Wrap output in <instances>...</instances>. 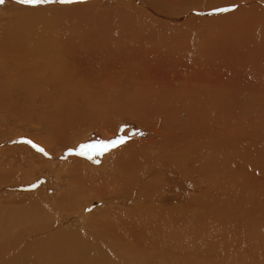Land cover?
<instances>
[{"label": "bare ground", "instance_id": "obj_1", "mask_svg": "<svg viewBox=\"0 0 264 264\" xmlns=\"http://www.w3.org/2000/svg\"><path fill=\"white\" fill-rule=\"evenodd\" d=\"M100 1L69 3L71 9L8 1L9 21L0 18V116L16 117V105H28L32 134L41 143H65L83 135L84 126L111 138L122 120L149 136L105 152L110 165L103 171L71 155L72 166L57 171L60 191L53 201L43 196L52 188L48 171L32 163L41 155L12 147L0 152V199L11 197L0 204V264H264V150L255 140V120L249 126L241 119L247 100L241 61L213 50L208 40L177 42L175 31L156 29L146 36L154 46L146 61L136 47L145 30L131 19L132 28L105 30L91 57L113 58L92 72L69 47L70 32L34 30L40 20L50 26L57 18L94 15ZM238 1L148 0L189 27L205 21L223 26L247 11L264 23V7L254 3L216 15L214 9ZM98 11L110 20L121 13L151 25L140 9L116 4ZM164 33L172 37L166 45ZM68 78L76 81L75 98L65 91ZM25 184L37 187L18 191ZM81 190L89 200L113 205L84 215V224L68 225L65 219L74 220L69 214L87 201L77 196Z\"/></svg>", "mask_w": 264, "mask_h": 264}, {"label": "rangeland", "instance_id": "obj_2", "mask_svg": "<svg viewBox=\"0 0 264 264\" xmlns=\"http://www.w3.org/2000/svg\"><path fill=\"white\" fill-rule=\"evenodd\" d=\"M8 1L11 0H3V3H0V18L8 16L7 10L4 11L5 7H8ZM56 1L57 2L45 4L42 3L41 7L45 6L46 8H49L53 4H57L59 5L58 8H60L61 6H66L65 8L60 9L74 8L73 6H67L70 5L69 3H60L59 0ZM84 1L81 0L80 2ZM172 1L176 4L178 0ZM80 2L75 3L78 4ZM238 2L233 5H229V8L231 9L230 11H215L216 15L222 16L224 15V13L234 11L235 9H233L232 7H251L253 3L254 5L257 4L264 7V0H239ZM75 3L71 4L74 5ZM116 4L124 5L129 9H140L141 11L145 12L149 17L152 18L151 25H142V20L139 17H131L119 13L117 14V16H114V19L110 20L109 18H107L108 16H100V14L97 13L99 12L98 10L109 9ZM50 10L56 11L55 9ZM174 10H176V13H179L180 15L184 12V9L182 7H176L174 8ZM93 11H95V16L90 12H84L81 15L73 16L71 18L62 17V20L57 18L59 25L57 23H54L49 26V22L46 23L44 20H40L38 24L33 25L35 28L34 30L39 32L45 31L46 29H54L56 32L59 29H62L65 32H70L69 36L71 37L68 38L74 43L71 44V42L70 44H68L69 47L75 48L77 51V55L79 51L81 58L89 62L86 65L92 72L105 69V66L102 62L113 58V56H106L105 53L103 55L95 54V56L91 57V52L96 50L95 47H98L99 49L102 47V35L105 30L108 29L111 25H116L119 29L124 27L125 25H128L132 28L130 22L131 19L134 20L133 24L135 23L137 28L145 30L143 36L141 37L140 44L136 45V47L141 49L143 58L146 61L150 57V55L148 54H150L151 50L154 49L153 44L151 42L150 44H148V39H146V36L149 35L151 29H156L161 32H163L164 30L175 31L180 37L179 40H176L177 42L190 41L198 42L200 45H202V41H210V45H212L213 50H225L228 53H233L234 60H236V62L237 60L241 61V67H239L243 78V87L247 90V92L245 93L247 100L243 105V115L241 119L245 122L250 121L249 126L252 124L253 120H255V140H259L261 147H263L264 150V57L259 55H263L264 52V23L255 21V11L254 13L253 11L237 13L235 14V16H233L237 18H234L232 23H230L229 21L223 24V26L214 25L210 22L205 21L200 24H195L192 27L186 26L183 23L182 25L179 24L180 21H183L182 17L167 15L162 11L155 10L150 5L148 0H102L100 1V3H97V5H95ZM195 14L191 13V15ZM56 17H58V15L52 16V18ZM201 17L208 16H205V13H202ZM7 21H9L8 17L4 20V22ZM111 21H113L114 23L112 24ZM172 22H175L176 26L168 27L167 24H170ZM186 31L188 32L187 34H185ZM178 32H181L185 35L181 38L182 34ZM76 35L81 36L79 37V40L75 38ZM171 38V33L170 35L169 33H164V44L166 45L167 41L171 40ZM246 38H248V40H244ZM255 38H260V40H255ZM113 50H116V47H114ZM63 63L65 64L64 61ZM70 65L82 70L80 63H73ZM207 66H209L210 68V63L207 64ZM195 68H197V64H195ZM66 83L67 87L65 86V91L72 92L70 94V97L75 98L76 95L73 91L75 90L76 81H71L68 78ZM21 107L16 105L15 112L17 111L16 113H18L16 114V117L0 116V152H4L7 148L12 147L16 148V152L20 154L25 149H28L31 152V157L35 154L41 155L43 157L42 161H40L35 156V158L32 159V163L33 166L41 167L42 171H48V177L46 176V179H44L45 181L48 180L47 182L50 183L52 188H45L43 190V196H45L49 201H53L60 191V184L57 181V171L64 167L70 168L72 166L73 160L71 158V155H75L76 158H83L90 167L98 171H103L109 168L110 162H105V152L103 154H100L98 150H86L87 155H77L76 153L79 151V147L81 144H92L102 140L118 138L121 135L129 137L126 141L136 138L145 140V138L149 136L147 131L140 128L139 125H137L134 121L122 120L119 121V123L121 124L120 128L122 130L120 129V131L111 138L105 137V135L101 133L102 131L97 130L96 128L94 129L88 126H84L83 128L87 129V131H85L83 135H78L72 139H69L65 143L61 144L59 141L48 142L43 138H41V143L32 134L35 129H33L32 125L29 124L31 118L27 109L28 105L22 104ZM21 116H23V119L20 118ZM27 140H31L37 147H33V144L26 143L25 141ZM258 146L259 145L257 143L256 147L258 148ZM40 148H42L44 151H39L38 149ZM113 149L114 148H112L111 150ZM257 170H259V165L255 160V171ZM42 171H39V173L37 174H40ZM36 177L37 176H34V178ZM36 187L37 184H30L29 186H27L26 184L20 185L18 187V191L29 192L35 190ZM7 191L11 193L9 188L7 189ZM7 191H5L4 193H6ZM18 196L20 195H16V197ZM77 196L81 197V200L87 201L81 203L84 207H82L83 209H80L81 211L79 210L77 212L69 214L71 217H74V220L65 219V222L68 225H78L80 223L84 224V215L91 213L92 210H97L102 207L113 205L111 204L112 202L108 199L104 200L97 198L89 200L87 199L86 192L83 190H81ZM10 198L11 197L1 198L0 204H8V200ZM21 202L22 201L18 203ZM7 207L4 209V217L7 215ZM220 251L224 252L222 250Z\"/></svg>", "mask_w": 264, "mask_h": 264}, {"label": "snow or ice", "instance_id": "obj_3", "mask_svg": "<svg viewBox=\"0 0 264 264\" xmlns=\"http://www.w3.org/2000/svg\"><path fill=\"white\" fill-rule=\"evenodd\" d=\"M19 2L23 3V4L38 5L41 3L56 2V0H19ZM59 2L60 3H71L72 0H59ZM0 3H3V0H0ZM230 10L231 9L229 7H221V8L214 9V11H216V12H227ZM128 138L129 137L121 135L118 138L102 140V141H98V142L92 143V144H81L79 147V151L76 154L81 155V156L87 155L86 150H98L100 154H103L104 152H107V151L111 150L112 148H115L118 145L125 143ZM25 142L29 143V144H33V147H37L31 140H27ZM38 150L44 151L42 148H40Z\"/></svg>", "mask_w": 264, "mask_h": 264}]
</instances>
